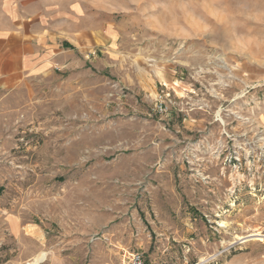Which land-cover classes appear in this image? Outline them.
Returning <instances> with one entry per match:
<instances>
[{"label":"rangeland","instance_id":"374dc122","mask_svg":"<svg viewBox=\"0 0 264 264\" xmlns=\"http://www.w3.org/2000/svg\"><path fill=\"white\" fill-rule=\"evenodd\" d=\"M56 1L66 50L0 87V264H264V64L230 50L264 0L215 30L194 0Z\"/></svg>","mask_w":264,"mask_h":264},{"label":"crops","instance_id":"0c3cea01","mask_svg":"<svg viewBox=\"0 0 264 264\" xmlns=\"http://www.w3.org/2000/svg\"><path fill=\"white\" fill-rule=\"evenodd\" d=\"M57 4L56 0H0V87L52 69L66 50L69 38L55 23L68 21L69 16Z\"/></svg>","mask_w":264,"mask_h":264},{"label":"clouds","instance_id":"9594fccd","mask_svg":"<svg viewBox=\"0 0 264 264\" xmlns=\"http://www.w3.org/2000/svg\"><path fill=\"white\" fill-rule=\"evenodd\" d=\"M193 9H221V13H212V23H210V30L214 29V24H231L232 13L234 5L226 2V0H215L214 3L209 4L206 0H194L191 5ZM242 7V6H241ZM240 15L247 20L256 21L264 25V9L253 11L249 9L246 13L241 11ZM239 27V26H237ZM231 51L240 57H248L255 62L264 64V31L259 34H250L244 37L236 36L231 41Z\"/></svg>","mask_w":264,"mask_h":264},{"label":"built area","instance_id":"2783aa9c","mask_svg":"<svg viewBox=\"0 0 264 264\" xmlns=\"http://www.w3.org/2000/svg\"><path fill=\"white\" fill-rule=\"evenodd\" d=\"M128 264H144L142 255L139 253L133 254L130 260L128 261Z\"/></svg>","mask_w":264,"mask_h":264},{"label":"bare ground","instance_id":"6f19581e","mask_svg":"<svg viewBox=\"0 0 264 264\" xmlns=\"http://www.w3.org/2000/svg\"><path fill=\"white\" fill-rule=\"evenodd\" d=\"M250 236H257V237H259V239L261 240L262 239V234H260V233H257V234H252V235H250ZM45 253H43V254H41V255H39L38 257H36L32 262H30L29 264H39L41 261H43L44 260V258H45Z\"/></svg>","mask_w":264,"mask_h":264},{"label":"trees","instance_id":"16d2710c","mask_svg":"<svg viewBox=\"0 0 264 264\" xmlns=\"http://www.w3.org/2000/svg\"><path fill=\"white\" fill-rule=\"evenodd\" d=\"M0 193H1V188H0Z\"/></svg>","mask_w":264,"mask_h":264}]
</instances>
